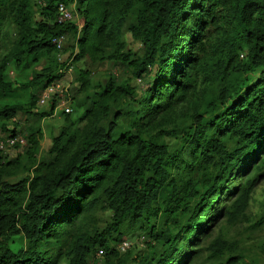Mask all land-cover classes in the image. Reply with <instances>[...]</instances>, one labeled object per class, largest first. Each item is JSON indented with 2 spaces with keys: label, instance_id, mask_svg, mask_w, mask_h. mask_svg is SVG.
I'll list each match as a JSON object with an SVG mask.
<instances>
[{
  "label": "trees",
  "instance_id": "1",
  "mask_svg": "<svg viewBox=\"0 0 264 264\" xmlns=\"http://www.w3.org/2000/svg\"><path fill=\"white\" fill-rule=\"evenodd\" d=\"M37 1L42 19L34 22L31 0H0V50L6 27L15 29L13 46L0 62V122L18 112L31 113L40 92L62 77L59 68L65 63L56 61L59 52L53 44L61 35H78L73 61L114 58L131 66L137 79L147 78L149 86L135 105V94L124 83L109 82L94 101L87 98V108L77 120L86 125L71 133L63 128L53 139V165H33L30 179L5 182L18 159L3 163L0 158V264H88L99 250L106 264H112L109 257L116 253L108 242L117 241L135 224L161 243L158 253L137 264H188L208 223L222 213L220 197L236 190L232 179L246 175L250 166H264V0ZM71 3L78 10L79 26L58 22V6ZM211 29L217 30L212 40L216 51L208 57ZM124 30L141 42V58L105 55ZM41 62V74L27 87V108L8 103L13 86L7 67L27 69ZM255 74L257 78H251ZM79 80L86 88L81 72ZM207 81L216 83L213 98L204 101L192 126L148 134L156 121L168 120L171 110L192 95L197 82ZM82 107L79 101L73 106ZM49 108L52 112L54 105ZM28 139L37 142L33 135ZM172 140L181 150L171 152ZM198 174L205 182L203 193L193 182ZM167 187L170 201L159 204V192ZM247 196L241 189L223 215H241ZM100 204L112 213L111 231L82 232V220ZM160 206L167 207L164 212L173 229L156 231L146 220L158 215ZM50 240L56 252L42 251V242ZM221 242L216 239L210 246L214 256L221 255Z\"/></svg>",
  "mask_w": 264,
  "mask_h": 264
},
{
  "label": "rangeland",
  "instance_id": "2",
  "mask_svg": "<svg viewBox=\"0 0 264 264\" xmlns=\"http://www.w3.org/2000/svg\"><path fill=\"white\" fill-rule=\"evenodd\" d=\"M73 16L72 22L80 25L81 20L75 3H71L67 7ZM32 20L38 22L42 19L40 14V7L37 0H31ZM79 30V27H78ZM217 30L211 29V42L207 45L208 57H212L216 49L213 47L212 40L216 38ZM227 28H224V32ZM15 29L11 26L6 27L4 31V40L0 50V62L5 58L8 51L11 50L15 40ZM78 35H68V42L65 51L56 57L59 64H72L73 72L64 78V83L68 89L69 97L66 99V107L71 109L69 115L62 114L60 111L50 112L49 106H38L37 101L31 113L18 112L17 115L6 121H1L3 127H0V140L9 135L18 136L22 138L25 143L22 146L5 147L0 150V158L3 163L12 162L18 159V166L11 177L4 179L8 184L14 185L22 180L33 177L34 166L40 162L45 165H53L55 152H51L53 147V139L60 136L63 128L67 131H80L85 125V120L78 123V118L81 117L83 110L87 108V98L94 101L99 93L104 89L109 82L120 85L126 84L130 86L134 92V102L139 100L144 91L148 88V79H137L132 71V67L117 59H98L91 56H86L79 62L73 61L74 56L78 53L77 37ZM122 44V47L118 46ZM130 53L131 59L135 60L141 58L144 54L143 46L140 41L135 40L128 31H123L117 45L110 46L106 49L105 55H118ZM244 55V54H243ZM240 59V58H239ZM241 60V59H240ZM64 62V63H63ZM44 62L37 66H29L27 69H16L9 65L5 71L7 80L12 84L13 89L11 95L7 97L8 103L18 104L22 108L28 106V92L29 82L37 75L41 74V68ZM64 67V68H65ZM63 67L59 68L60 70ZM154 71V70H153ZM79 72L83 73V77L87 80L86 88L82 89L81 81L79 80ZM85 73V74H84ZM149 75V78L151 77ZM195 73H193L194 77ZM62 76L64 74L62 73ZM237 75H235L236 77ZM258 75H252L251 78H257ZM216 83L197 82L196 88L192 95L189 96L185 102L176 105L169 114V119H163L154 123V129L150 130L148 134L163 132L172 127H188L192 126L193 119L196 114L201 113L204 106V101L213 98ZM215 90V89H214ZM38 97V94L37 96ZM129 99V96L127 97ZM80 102L82 108H73L75 102ZM89 101V102H90ZM87 103V104H86ZM124 102H120L123 105ZM209 115H205V119ZM168 117V116H167ZM166 118V117H164ZM74 122L76 127L73 129L70 123ZM124 121H120V126L125 128ZM101 125L107 126L106 122ZM30 135L34 136L37 141L36 144L28 142ZM162 140H166L165 136H161ZM185 147V146H183ZM182 148L177 140H172L171 152ZM175 150V151H174ZM181 150V149H180ZM181 153V152H180ZM182 156V154H181ZM186 158H188L186 154ZM36 162V165L34 164ZM170 164V162H169ZM14 165V164H13ZM34 165V166H33ZM48 166V168H49ZM216 172V171H212ZM249 172V173H248ZM246 175L241 178L232 179L236 186L234 193L227 196H221L219 208H222V213L218 217H214L211 223H208L207 234L199 238L198 245L192 247V253L188 257V264H264V166H258V169H250ZM200 173V172H199ZM210 174V173H209ZM216 173H212L215 175ZM201 174L198 177H193L194 185L197 186L198 191L203 193V183ZM227 181L225 182V184ZM224 184V182H223ZM246 189L247 192V206L244 212L239 215L232 213L231 216L223 215V208H229L239 198L241 189ZM200 193L197 194L200 195ZM224 193V192H223ZM170 188H164L159 192V204L163 201H170ZM152 205V210H153ZM161 212L158 215H151L146 219L150 226H155L156 231L166 228L173 229L172 224L167 218L166 206L159 207ZM153 213V211L151 212ZM83 231H103L107 229L111 231L112 213L107 208V205L100 204L97 209L88 214L79 225ZM148 229L142 230L138 224L131 229L123 230V233L118 237L117 241L112 239L108 242L116 256L109 257L110 262L115 264L117 260L123 264H137L142 257L151 258L154 253H158L161 249V243L156 242L147 235ZM120 239V240H119ZM222 241L219 246L221 255L214 256L210 246L214 240ZM126 243V247L121 249L120 245ZM41 250L51 252L56 249L53 240L49 242L43 241L40 245ZM218 248V247H216ZM56 252V250H54ZM218 253V252H217ZM104 254V252H103ZM98 256V253L93 257L87 259L88 264H106L105 256ZM240 257V259H236ZM60 264H67L63 261Z\"/></svg>",
  "mask_w": 264,
  "mask_h": 264
},
{
  "label": "built area",
  "instance_id": "3",
  "mask_svg": "<svg viewBox=\"0 0 264 264\" xmlns=\"http://www.w3.org/2000/svg\"><path fill=\"white\" fill-rule=\"evenodd\" d=\"M72 20V12L65 5L60 4L58 6V22H68ZM67 39L68 38L66 35H61L53 40V44H55L56 49L59 52L58 56L62 54V51L64 50V47L67 44ZM59 72L63 73L64 76H62L60 79L56 80L49 86H46L40 92L37 105H54L53 112H56L58 110L62 113L69 114L71 112V109L69 107H66V95L68 94L69 88H66V85L63 80L66 76L70 75L73 72L72 64L66 63V67L63 70H59ZM16 143H19V145L22 146L25 141L18 136L9 135L7 137H3L0 140V150H3L5 147H13ZM125 247L126 243L120 245L121 249ZM97 253L100 257L102 256L103 251L99 250Z\"/></svg>",
  "mask_w": 264,
  "mask_h": 264
},
{
  "label": "clouds",
  "instance_id": "4",
  "mask_svg": "<svg viewBox=\"0 0 264 264\" xmlns=\"http://www.w3.org/2000/svg\"><path fill=\"white\" fill-rule=\"evenodd\" d=\"M53 111V110H52Z\"/></svg>",
  "mask_w": 264,
  "mask_h": 264
}]
</instances>
